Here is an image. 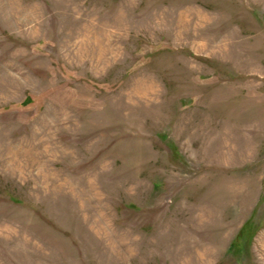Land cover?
I'll use <instances>...</instances> for the list:
<instances>
[{"label":"rangeland","instance_id":"obj_1","mask_svg":"<svg viewBox=\"0 0 264 264\" xmlns=\"http://www.w3.org/2000/svg\"><path fill=\"white\" fill-rule=\"evenodd\" d=\"M0 264H264V0H0Z\"/></svg>","mask_w":264,"mask_h":264}]
</instances>
